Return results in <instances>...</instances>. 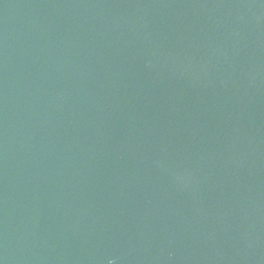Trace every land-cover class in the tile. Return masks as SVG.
<instances>
[{
    "label": "water",
    "instance_id": "1",
    "mask_svg": "<svg viewBox=\"0 0 264 264\" xmlns=\"http://www.w3.org/2000/svg\"><path fill=\"white\" fill-rule=\"evenodd\" d=\"M0 264H264V0H0Z\"/></svg>",
    "mask_w": 264,
    "mask_h": 264
}]
</instances>
